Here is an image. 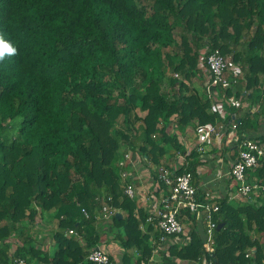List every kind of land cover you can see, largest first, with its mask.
I'll list each match as a JSON object with an SVG mask.
<instances>
[{
    "label": "trees",
    "instance_id": "16d2710c",
    "mask_svg": "<svg viewBox=\"0 0 264 264\" xmlns=\"http://www.w3.org/2000/svg\"><path fill=\"white\" fill-rule=\"evenodd\" d=\"M0 35L17 49L0 61V264H95L87 259L104 235L120 247L109 264H152L160 232L125 192L120 142L157 167L182 154L176 173L197 178L200 154H186L181 132L224 126L227 137L236 125L227 152L237 159L264 120V0H0ZM216 49L243 72L219 89L221 112L194 87L205 89ZM246 175L264 185V158ZM240 198L216 201L210 250L208 223L181 211L189 232L160 252L162 264H264V194ZM104 205L122 218L104 222ZM44 212L57 227L47 244L30 231Z\"/></svg>",
    "mask_w": 264,
    "mask_h": 264
},
{
    "label": "built area",
    "instance_id": "2783aa9c",
    "mask_svg": "<svg viewBox=\"0 0 264 264\" xmlns=\"http://www.w3.org/2000/svg\"><path fill=\"white\" fill-rule=\"evenodd\" d=\"M206 72L208 82L205 85L204 94L213 102L214 108L221 112L219 89L236 88L238 86L237 77L242 75V72L239 68L234 67L219 49L213 50L208 54ZM236 128L237 126L233 125V134H237L235 132ZM224 129V126H221L220 132H218L213 126L199 128L197 131L199 132V144L196 150L200 154L201 162L207 161V147L211 136L215 135L216 138H222L225 135ZM233 142L235 146L239 142V138L234 137ZM237 148L238 156L230 165L229 172L225 174L222 171L218 178L221 179L226 176L234 181L237 193L243 199L247 200L251 196L264 194V185L256 181L249 182L246 175L248 169L255 168L259 160L264 158V144H257L254 140L246 138L242 140ZM133 156L137 157L138 154L127 153L119 163L121 169H126L122 171L121 177L125 181V192L130 198L137 197L135 186L132 183H126V179L131 178L129 168L135 165ZM177 157L178 162L171 169L166 166H160L154 170L158 178L156 181L158 185L157 191H160L159 182L164 183L166 186V191H162L160 203L148 210L147 223L153 225L160 232V245L156 253L166 251L176 243H182L183 241L177 237L188 234L187 225L179 220L181 211H188L193 215H197L199 221L208 223V227L205 224V241L206 246L210 250L216 228L212 215L219 211V205L216 204V201L221 197L209 190L201 194L199 188L194 184L193 174L189 172L177 174V169L187 165L184 155L179 154ZM152 179L156 180L155 178ZM152 199H156L155 195H152ZM83 213L86 217H89L85 210H83ZM204 213H207L206 217H204ZM116 214L117 211L115 209L104 205L101 218L104 222H110ZM69 234L75 235L76 232L70 230ZM110 259V253L107 252L104 246H99L89 254L87 261L95 264H109ZM16 264H26V262L20 260L16 261ZM203 264H208V262L205 260Z\"/></svg>",
    "mask_w": 264,
    "mask_h": 264
},
{
    "label": "crops",
    "instance_id": "0c3cea01",
    "mask_svg": "<svg viewBox=\"0 0 264 264\" xmlns=\"http://www.w3.org/2000/svg\"><path fill=\"white\" fill-rule=\"evenodd\" d=\"M203 92H204V87L202 93ZM248 106H249L248 102H243L242 105L243 109H246ZM254 111L257 110L255 107L254 108L252 107L250 113H253ZM239 113H240L239 115L241 116L242 114H244V111ZM262 119L263 118H259V117L254 119L253 126L256 131L255 132L249 131L245 133L243 135L245 139L249 138L255 140L254 138L258 136L261 137L260 135L264 133V120ZM197 133L198 132L195 129V127H189L186 131L180 133V138L184 143L187 154H190L192 150H196L199 144ZM233 133L234 132L232 131L230 134L227 135V137H225L226 135H224L222 138H216V136H211L207 151V161L206 162L202 161L198 166L197 168L198 177L194 178V184L199 188L201 194H204L205 191L209 190L214 194H218L219 197H221L220 199L225 198L226 195H228L230 196L231 201L243 202L241 201V198L237 193V188L234 181H232L229 177L226 176L221 179L218 178L222 171L225 174L228 173L230 170V165L232 164V162L236 160V158H234L235 152L232 151L227 152V149L230 146H233L232 148H234L233 138L238 137V134H233ZM177 159H178L177 156L172 158L174 164H175L174 160L178 162ZM149 164L148 167H145L143 170L144 173L146 174V177L142 183L141 181H139L140 179L137 180V177L135 178V174H137L138 171L136 167L137 165L130 167L131 170L129 171L131 173L130 174L131 178L134 180V186L137 194L136 200H137L138 208L143 209L147 213L149 208L151 209L153 206L158 205L160 203V197L162 195V192L157 191L158 185L156 183V180L152 179L153 177L151 172H154L155 169L153 171L150 170L156 166H152V164L150 165ZM143 171L140 172L142 173ZM152 195L153 196L155 195L156 199H152ZM107 238L114 239L113 235H110L109 237L105 235L103 240L104 239L107 240ZM101 246H104L105 248L104 242L101 244ZM16 247L17 246L14 245L13 248L10 250V256L13 255L14 251L16 250ZM116 247L119 246L116 243L112 242L110 244H107L106 248L114 252L117 249ZM45 249L52 250L53 248L51 246L50 248L46 247Z\"/></svg>",
    "mask_w": 264,
    "mask_h": 264
},
{
    "label": "rangeland",
    "instance_id": "374dc122",
    "mask_svg": "<svg viewBox=\"0 0 264 264\" xmlns=\"http://www.w3.org/2000/svg\"><path fill=\"white\" fill-rule=\"evenodd\" d=\"M206 53V49L203 51V54H205ZM230 61H232V55H228V56H226ZM203 64L201 63L200 64V67H204V65L202 66ZM206 68L204 67V70H205ZM244 74H245V72H244ZM178 74H175V73H173V72H170L169 73V76L168 77H175V78H177V79H179V75L177 76ZM242 75H243V72H242ZM205 76L206 75H204V77L203 78H205ZM194 87H195V89L200 93V94H202V91H203V85L198 81V80H194ZM168 89H169V79L167 78L166 80H165V82H164V85L162 86V92L163 93H166L167 91H168ZM198 135H199V132L197 133ZM179 136H180V134H179ZM207 149H208V147H207ZM127 153H132L133 155H135L136 153H134L133 152V150L132 149H130L129 147H128V145H125V144H123V143H121L120 142V149L118 150V154H117V159H116V164H118L119 165V163H120V161H122V159H123V157L125 156V154H127ZM178 155V154H177ZM138 157V158H137ZM133 156V163H135V165H137L136 167H137V174H135V178L137 177V180L138 179H140L139 181H141V183L144 181V179H145V177H146V174L144 173V168L145 167H148V164L149 163H146V162H144L143 161V159H142V157L140 156V155H138V156ZM175 157V156H174ZM173 157V158H174ZM166 161H168V162H166ZM166 164L165 165H168V164H170V162H171V160L169 159V160H167V159H165V161H164ZM150 164H152V163H150ZM149 164V165H150ZM174 164V163H173ZM134 165V164H133ZM134 165V166H135ZM152 166H153V164H152ZM157 167V166H156ZM156 167H153V169H150L151 171H153L154 169H156ZM140 171H143L142 173L140 172ZM147 173V172H146ZM120 175H121V173H120ZM123 182V184L125 185V182L124 181H122ZM43 219H42V221H43V223H41L40 224V226H39V228H37V229H34V226H32V227H30V231L31 232H34V234H36L35 236H37V239H39V240H41L42 242H44V243H46L47 244V241H49L47 238L52 234V233H54L56 230H57V227H56V222H55V220H54V214H52V213H46V212H44L43 214ZM105 236V235H104ZM108 240V241H107ZM107 240L106 239H104L103 240V242H104V245H105V249L107 250V251H109V253H110V255H117V254H119L120 252V247H116L117 249L114 251V252H112V251H110L108 248H106L107 247V244H110V243H112V240L113 239H109V238H107ZM115 241V240H114ZM46 244H45V246H46ZM54 251V249H52L51 250V252L50 253H52ZM160 253H156L155 255V258H153L154 260H152V264H162V259H161V256L159 255ZM179 264H182V263H179Z\"/></svg>",
    "mask_w": 264,
    "mask_h": 264
},
{
    "label": "clouds",
    "instance_id": "9594fccd",
    "mask_svg": "<svg viewBox=\"0 0 264 264\" xmlns=\"http://www.w3.org/2000/svg\"><path fill=\"white\" fill-rule=\"evenodd\" d=\"M16 54V47L7 41L3 35H0V61H3L6 56H14Z\"/></svg>",
    "mask_w": 264,
    "mask_h": 264
},
{
    "label": "water",
    "instance_id": "95a60500",
    "mask_svg": "<svg viewBox=\"0 0 264 264\" xmlns=\"http://www.w3.org/2000/svg\"><path fill=\"white\" fill-rule=\"evenodd\" d=\"M116 217H117L118 219H121V218H122V215H121L120 213H117V214H116ZM223 226H224V225H219V226H218V230H221V229L223 228Z\"/></svg>",
    "mask_w": 264,
    "mask_h": 264
}]
</instances>
